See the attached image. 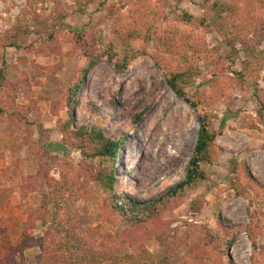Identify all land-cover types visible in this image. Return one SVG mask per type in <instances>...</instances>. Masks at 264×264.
Here are the masks:
<instances>
[{
  "label": "rangeland",
  "instance_id": "374dc122",
  "mask_svg": "<svg viewBox=\"0 0 264 264\" xmlns=\"http://www.w3.org/2000/svg\"><path fill=\"white\" fill-rule=\"evenodd\" d=\"M111 44L141 54L123 72L99 59L72 107ZM189 68L219 148L172 196L200 118L168 76ZM1 69L0 264H264V0H0ZM92 124L121 140L116 160L75 133Z\"/></svg>",
  "mask_w": 264,
  "mask_h": 264
},
{
  "label": "trees",
  "instance_id": "16d2710c",
  "mask_svg": "<svg viewBox=\"0 0 264 264\" xmlns=\"http://www.w3.org/2000/svg\"><path fill=\"white\" fill-rule=\"evenodd\" d=\"M134 35L135 34L129 33L130 37L134 38L135 37ZM10 44H12L11 46L20 47L19 42L13 41ZM111 49H112L111 53L106 52L107 53L106 54L105 52L95 51L94 53L88 55L89 62L85 66H83L78 78L69 89L71 92L68 93L69 102H70L69 104H71L72 107L77 102L76 99H73L72 97H75L78 94L88 73L99 59L101 58L103 59L107 57L108 59L113 60L116 70L119 72H123L124 70L127 69L128 65L130 64V61L136 58L139 54H141V51L131 48L130 45L123 46L122 48H117L116 45L111 44ZM193 72L194 71L192 70V68H189L187 69V71L185 70L177 71L176 73L170 74L168 76L170 86L175 90V92L178 95L183 97L187 102H191L193 107L198 111L200 118L199 119L200 128L194 147V152L189 161L186 179L182 183L178 184L177 187L171 191L172 196H175L178 193L183 192L186 186L191 185L192 183L197 182L198 180H203L206 178V173L201 167V164L203 162L215 163L217 161L216 151L219 147L215 143L218 134L210 129V123H209L210 119L204 110L202 109L200 110L199 103L191 101L190 97L180 86V83L187 82L186 81L187 75L189 76ZM5 78H6L5 72L4 70L1 69L0 88L3 86V82ZM4 111L5 110L3 108H0V114H2ZM141 116L142 114L137 115L138 118H141ZM138 118L136 119V121L139 120ZM224 120L222 121V124H224L225 122ZM75 133L88 140V142L91 145L92 156H100L103 158L116 160V155L120 147L121 140L114 139L111 136H109L107 132L103 130L100 124H92L89 126L80 127L79 129L75 130ZM53 145L61 146L62 149L63 148L66 149L65 145L64 144L62 145V143L61 144L56 143ZM249 176L251 175L249 174ZM97 180L103 185L106 191L116 194L115 185L117 180L115 179L114 175L101 172L98 174ZM257 183L260 186H263L261 182L258 181ZM160 199L161 198H157L156 200L150 202H140L138 200H135L133 203L132 202L125 203V205L120 208L116 205V208L125 213L139 212V211H143L140 209L148 210L151 208H155L157 206V201H159ZM219 224L224 228H226V230L233 229L232 226L227 224V222H225L224 220H219ZM250 227L251 225L248 224L247 233H250L251 236ZM252 241H253V246H256L255 239H253ZM230 246H231V241L227 244V251Z\"/></svg>",
  "mask_w": 264,
  "mask_h": 264
}]
</instances>
